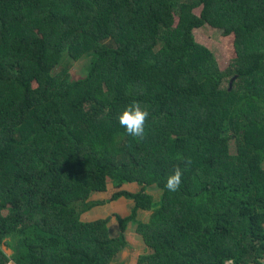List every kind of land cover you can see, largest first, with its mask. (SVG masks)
<instances>
[{
	"label": "trees",
	"instance_id": "1",
	"mask_svg": "<svg viewBox=\"0 0 264 264\" xmlns=\"http://www.w3.org/2000/svg\"><path fill=\"white\" fill-rule=\"evenodd\" d=\"M205 26L230 41L226 71ZM133 100L143 140L119 124ZM110 185L149 222L113 238L83 221ZM129 223L138 264H264V0H0V264H112Z\"/></svg>",
	"mask_w": 264,
	"mask_h": 264
},
{
	"label": "crops",
	"instance_id": "2",
	"mask_svg": "<svg viewBox=\"0 0 264 264\" xmlns=\"http://www.w3.org/2000/svg\"><path fill=\"white\" fill-rule=\"evenodd\" d=\"M120 190H127L133 193L141 191V187L137 184H125ZM151 190L157 191L159 196H154ZM113 185H110L108 192H96L92 195V202H101L92 209L83 214L82 219L86 222H94L102 219H109V229L111 237L116 238L121 234L120 224L118 218H128L133 213H136V221L149 222L152 211L137 209L136 202L133 199H129L122 196L116 200H111V196L114 193ZM148 193L154 197L155 201H158L161 196V192L157 189H149ZM127 245L120 251L115 257L112 264H138L139 258L149 253L142 236L137 233V224L129 223L127 230L124 234ZM15 264V263H10Z\"/></svg>",
	"mask_w": 264,
	"mask_h": 264
},
{
	"label": "rangeland",
	"instance_id": "3",
	"mask_svg": "<svg viewBox=\"0 0 264 264\" xmlns=\"http://www.w3.org/2000/svg\"><path fill=\"white\" fill-rule=\"evenodd\" d=\"M196 16L199 15V9L194 11ZM196 42L208 49L215 57L217 64L221 71H226L230 67V62L233 56H230L229 51H232V46L230 41L223 40L221 32L218 30L211 29L208 26H205L201 29L194 30L193 32ZM89 61L81 62H72L71 60H66L64 65L58 70L57 73L67 69L69 75H71V80H80L86 76L87 68L89 66ZM231 153H236V143L231 141ZM154 196H159L157 191L151 190ZM5 214H9L8 211H5ZM5 252L8 255L12 254L11 249L7 248L5 245L2 246Z\"/></svg>",
	"mask_w": 264,
	"mask_h": 264
},
{
	"label": "clouds",
	"instance_id": "4",
	"mask_svg": "<svg viewBox=\"0 0 264 264\" xmlns=\"http://www.w3.org/2000/svg\"><path fill=\"white\" fill-rule=\"evenodd\" d=\"M150 115L146 106H142L139 101L133 100L119 115V124L129 136L143 140L146 137V129ZM190 164L191 160L188 159L186 165ZM182 177L183 171L177 166L173 174L167 177L165 188L170 192H177L182 184Z\"/></svg>",
	"mask_w": 264,
	"mask_h": 264
}]
</instances>
